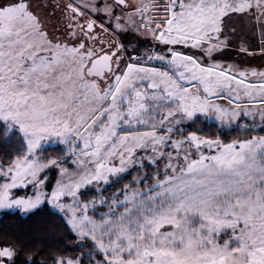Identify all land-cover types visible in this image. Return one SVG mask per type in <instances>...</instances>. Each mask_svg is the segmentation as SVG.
I'll return each mask as SVG.
<instances>
[{
    "label": "snow or ice",
    "instance_id": "obj_1",
    "mask_svg": "<svg viewBox=\"0 0 264 264\" xmlns=\"http://www.w3.org/2000/svg\"><path fill=\"white\" fill-rule=\"evenodd\" d=\"M64 12L49 32L28 0H0V135L22 149L0 158V210L50 205L79 250L40 264H264V134L183 127L264 133V71L215 59L234 18L264 21V0H68ZM130 34L150 36L149 53L131 54ZM50 143L62 156L43 155ZM130 168L144 171L104 196ZM22 256L0 244V264H37Z\"/></svg>",
    "mask_w": 264,
    "mask_h": 264
},
{
    "label": "trees",
    "instance_id": "obj_2",
    "mask_svg": "<svg viewBox=\"0 0 264 264\" xmlns=\"http://www.w3.org/2000/svg\"><path fill=\"white\" fill-rule=\"evenodd\" d=\"M240 31L245 30V24L242 22L238 25ZM186 129L184 135L189 131H197L199 135L215 139L220 137L224 142L233 139H247L250 135L264 133L244 132L237 127L225 129L219 127L216 123L207 120L198 119L194 123L189 122L184 125ZM18 133L10 134L7 138L0 135V158L7 157L10 159L16 151L22 150L21 141L17 139ZM63 146L55 145L46 147L44 156L57 158L62 156ZM8 159L4 162L7 163ZM144 170L137 172L131 169L123 174L116 182L105 186L104 196H110L114 192L122 189L125 184L130 183L137 175H142ZM151 172L152 169H147ZM55 183V174L51 172L49 176V188ZM17 195H21L23 190L15 191ZM97 192L86 191L85 198L95 197ZM69 233L65 223L60 215L55 214L51 207L47 204L41 206V209L34 210L29 214H22L18 210L0 212V244L16 243L22 245L25 250V259L27 255L40 264V261L48 259L56 254V252H64L67 256L79 255V250L75 247V243H70L67 239ZM67 249V251H65ZM45 255H41V253Z\"/></svg>",
    "mask_w": 264,
    "mask_h": 264
},
{
    "label": "rangeland",
    "instance_id": "obj_3",
    "mask_svg": "<svg viewBox=\"0 0 264 264\" xmlns=\"http://www.w3.org/2000/svg\"><path fill=\"white\" fill-rule=\"evenodd\" d=\"M129 2L134 3L135 0H129ZM242 22L245 24V30H243V32H239L240 29L238 25H240ZM261 24H264V21H262ZM261 24H257L255 20L248 21L247 19L241 20L239 18H234L232 21V25L235 28V32L232 31V28L227 29V32L229 33L228 46L224 48L222 51L216 53L215 59L218 62H221L225 67H227L229 64H232L241 69H248V70L256 69L258 72L264 71V52H262V48H264V43H262V31H264V29H262ZM52 31L53 30L51 29L50 32ZM127 40H131L133 42L132 47L129 48V52L133 55H141V56L145 55L146 53H149V50L153 47V41L150 36L130 34L126 38V42ZM138 47H140V49H138ZM241 47L248 49V51L242 52L240 50ZM184 50L188 51V49H184ZM205 59L207 58L205 57ZM248 79L250 82H258L257 77L249 76ZM221 103H224L226 105L227 101H221ZM199 119L206 120L203 117H200ZM209 122L216 123L219 126V124L215 122L214 120L209 121ZM246 122L251 123L250 120L246 121V119L244 118L240 120V124H244ZM233 127H236V126H233ZM222 128L231 129L227 127H222ZM55 145H60V144L58 143L46 144L45 148L55 146ZM67 166L70 169L73 167L70 162L67 164ZM131 169H135V168H130L129 170ZM51 172L55 174V180H56L59 175V170L53 167L47 170L45 174L49 177ZM113 179L117 181L116 178H113ZM103 187L105 188V186ZM20 189L23 190V193L21 195H24L25 193H29V194L31 193V187L27 189H24V188H20ZM17 190L18 189L14 191H17ZM91 191H95V190H91ZM97 196H98V193H97ZM92 198L94 197H90L88 199H92ZM2 211H15V210H0V212ZM105 211H107L106 206L98 207V211L96 214L97 216H99L100 212H105Z\"/></svg>",
    "mask_w": 264,
    "mask_h": 264
},
{
    "label": "flooded vegetation",
    "instance_id": "obj_4",
    "mask_svg": "<svg viewBox=\"0 0 264 264\" xmlns=\"http://www.w3.org/2000/svg\"><path fill=\"white\" fill-rule=\"evenodd\" d=\"M28 2L31 3L32 10L40 16L49 32L53 30L54 24L63 27L59 22L65 16L64 8L68 3L67 0H28Z\"/></svg>",
    "mask_w": 264,
    "mask_h": 264
}]
</instances>
